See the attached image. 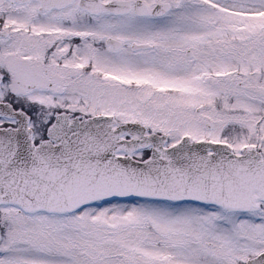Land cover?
Returning a JSON list of instances; mask_svg holds the SVG:
<instances>
[{
  "label": "snow or ice",
  "instance_id": "snow-or-ice-1",
  "mask_svg": "<svg viewBox=\"0 0 264 264\" xmlns=\"http://www.w3.org/2000/svg\"><path fill=\"white\" fill-rule=\"evenodd\" d=\"M0 264H264V0H0Z\"/></svg>",
  "mask_w": 264,
  "mask_h": 264
}]
</instances>
